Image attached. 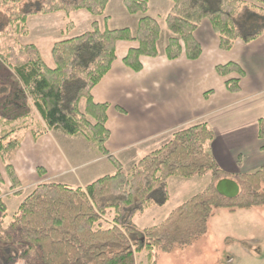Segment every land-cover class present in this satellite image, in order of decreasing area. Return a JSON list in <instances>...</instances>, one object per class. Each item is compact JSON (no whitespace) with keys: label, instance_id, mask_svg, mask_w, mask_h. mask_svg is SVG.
<instances>
[{"label":"trees","instance_id":"1","mask_svg":"<svg viewBox=\"0 0 264 264\" xmlns=\"http://www.w3.org/2000/svg\"><path fill=\"white\" fill-rule=\"evenodd\" d=\"M36 1L34 10L20 12L27 0H0V9L15 11L6 19L7 29L0 30V39L14 30L16 34L28 35L26 25L32 15L84 10L109 21L105 15L110 0ZM172 2L165 18L172 34L166 47L169 60L183 56L190 61L201 58L203 48L195 32L205 19L212 23L224 52L231 51L240 40L252 42L264 35V0ZM123 6L129 14L141 15L135 31L101 29L96 20L91 31L54 44L53 66L48 65L33 43L17 44L0 52V160L13 196H25L13 161L29 132L35 143L54 130L71 137L83 136L115 169L113 174L85 187L58 182L34 186L8 227L0 171V246L16 244L21 248L16 257L5 259V264H133L143 254L148 264H157L156 251L172 253L205 236L218 209L236 212L264 206V165L252 173L224 172L210 152L215 134L206 123L177 131L168 143L141 158L130 170L108 151L109 105L96 103L93 90L111 71L117 59V43L138 44L124 59L125 65L135 72L143 70V57L160 55L162 28L159 20L148 15L149 0H123ZM244 15L250 21L249 30L242 26ZM260 15L263 29L257 32L252 28ZM73 27L69 23L66 31ZM216 71L226 79L230 93L242 90L245 72L238 64L219 65ZM259 136L264 139V117L260 120ZM39 173L44 174L42 169ZM208 175L210 184L159 224L142 229L134 223L136 216L170 201L172 178L191 180ZM225 178L235 180L240 187L234 199L217 191L218 182Z\"/></svg>","mask_w":264,"mask_h":264},{"label":"crops","instance_id":"2","mask_svg":"<svg viewBox=\"0 0 264 264\" xmlns=\"http://www.w3.org/2000/svg\"><path fill=\"white\" fill-rule=\"evenodd\" d=\"M172 6V1L167 3L166 12ZM165 27L161 24L162 37L167 33V39L162 43L161 37L160 55L143 57L141 72L124 63L129 50L138 44L118 42L111 71L93 90L96 103L109 105L108 151L131 169L141 158L168 143L176 131L206 123L215 134L210 152L224 172L237 175L257 171L264 165V139L259 136L264 117V35L252 42L240 40L231 51L224 52L212 23L205 19L195 32L203 48L201 58L169 60L166 47L171 33ZM228 63L238 64L245 72L242 90L236 94L227 90L226 79L216 71L219 65ZM26 135L13 161L23 189L46 182L43 178L48 175L51 181L68 184L72 178L79 187H85L115 172L107 158L97 154L85 138L54 130L35 143L30 132ZM12 197L7 194L2 199L5 202ZM4 261L0 249V264Z\"/></svg>","mask_w":264,"mask_h":264},{"label":"rangeland","instance_id":"3","mask_svg":"<svg viewBox=\"0 0 264 264\" xmlns=\"http://www.w3.org/2000/svg\"><path fill=\"white\" fill-rule=\"evenodd\" d=\"M171 1L172 0H149L150 10L148 15L154 16L159 20L160 24L164 25L168 13L166 12L167 3L171 4ZM36 3V0H27L25 5L20 7L19 11L34 10ZM247 11L248 10H246L245 13ZM12 12H15L12 8L5 7L0 9V30L7 29V27L5 28L6 21L8 17H11ZM259 13L263 14L262 12ZM105 16H109L110 22H106L104 17L96 18L84 10L71 14L61 12L51 15H32L28 19L26 25L29 30L28 35L16 34L14 30L2 36L0 39V52H6L10 46H15L17 44L25 45L33 43L39 47L48 65L53 66L52 48L54 44L91 31L94 21L98 20L100 22L101 29L131 28L135 31L141 17V15L129 14L123 6V0H110ZM71 22L74 24V27L67 32V25ZM242 22L244 23L242 25L243 28L249 30L248 22L250 23V21L245 15ZM252 29L257 32L263 29L261 15L259 22H256ZM162 38V43H165L167 33H165ZM33 117L38 118L35 115H33ZM80 137L84 138L83 136ZM90 144L93 150L95 149V152L98 154L99 152L95 144L92 142ZM128 170H130V168H128ZM0 171L6 181V184L1 185L2 192L4 193L3 195L4 197L7 194L12 196L14 192L10 189L11 185L7 179L1 160ZM43 179L49 183L56 182L49 180V175ZM71 179L72 178H69V181L66 183L77 187L78 184ZM210 182V175L196 178L192 183L184 179H172L169 188L171 199L165 207H154L146 211L143 215L136 216L134 218V223L142 229L159 224L171 211L184 203L191 196L202 191ZM32 188L33 186L28 187V189H23L25 191V196H13L11 199L5 200L8 206L5 227L10 225L15 211L23 202L26 195L33 190ZM0 249L1 252H4L5 259L16 257V255L21 252V248L16 244H5L0 246ZM155 261H157V264H264V206L249 210H238L236 212L218 209L215 217L210 222L209 231L205 236L195 241L192 245L177 249L172 253L156 251ZM133 264H148L146 254L137 256Z\"/></svg>","mask_w":264,"mask_h":264},{"label":"water","instance_id":"4","mask_svg":"<svg viewBox=\"0 0 264 264\" xmlns=\"http://www.w3.org/2000/svg\"><path fill=\"white\" fill-rule=\"evenodd\" d=\"M216 188L220 195L228 199H234L240 193V187L238 183L230 178H225L219 181Z\"/></svg>","mask_w":264,"mask_h":264}]
</instances>
